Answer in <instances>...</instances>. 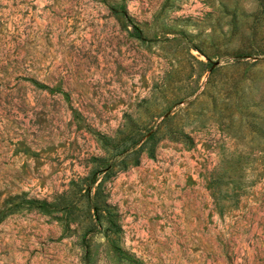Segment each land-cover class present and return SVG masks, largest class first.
I'll use <instances>...</instances> for the list:
<instances>
[{
	"label": "rangeland",
	"instance_id": "374dc122",
	"mask_svg": "<svg viewBox=\"0 0 264 264\" xmlns=\"http://www.w3.org/2000/svg\"><path fill=\"white\" fill-rule=\"evenodd\" d=\"M0 264H264V0H0Z\"/></svg>",
	"mask_w": 264,
	"mask_h": 264
}]
</instances>
